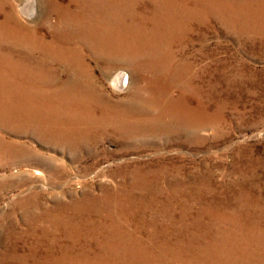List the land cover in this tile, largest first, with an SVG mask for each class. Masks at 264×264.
Returning a JSON list of instances; mask_svg holds the SVG:
<instances>
[{"label":"rangeland","instance_id":"obj_1","mask_svg":"<svg viewBox=\"0 0 264 264\" xmlns=\"http://www.w3.org/2000/svg\"><path fill=\"white\" fill-rule=\"evenodd\" d=\"M37 1L0 0V264H264V0ZM25 63L122 119L35 138Z\"/></svg>","mask_w":264,"mask_h":264},{"label":"bare ground","instance_id":"obj_2","mask_svg":"<svg viewBox=\"0 0 264 264\" xmlns=\"http://www.w3.org/2000/svg\"><path fill=\"white\" fill-rule=\"evenodd\" d=\"M22 1L23 2L21 4L23 5V7L21 10H23L25 14L32 15L36 12L38 13L39 6H38L37 0H22ZM34 16H35V14H34ZM53 39H54L53 41L60 42V39L58 40V39H56V37H53ZM31 42L34 46L42 48L45 53L49 54L47 52V50L49 51L48 47L51 46V44L49 42L47 43V42L39 41L38 45H36V43L38 42V41H36V39L32 40ZM55 52H56V50L53 52L54 55H55ZM13 65H17V63H14ZM26 65L27 64L25 63V66L23 69L24 73H22L23 74V80H24L23 87H20V88H22L21 89L22 93L19 94V99H22V102L20 101L22 106H21V108L16 107V110L13 111V115L16 117L22 118L29 125V127H27L28 131L35 138H41L42 137V139H44L46 136L48 137L51 134H53V135L59 134L64 130L63 128H65V126H68L66 131L69 134L72 131L71 128L75 127L74 123L81 122V121H84L86 119L87 120L90 119L93 121L97 120V119L98 120H104L105 122H108V123H111L112 120L115 119L117 124L122 119L121 118L122 112H120V114H116L117 112L115 113L113 109L110 110L107 108L108 106L106 107L105 105L99 103V101H96L97 96H95L94 93L89 91V88L94 89L95 87H90V86H85V87H83V86L82 87H41V88H37V90H36V88L29 87V78H30L29 76L30 75L27 73L28 68ZM17 66L20 67V64H18ZM128 72L129 71H128L127 67H125V66H118L111 71V73L109 75V78H110L109 80L115 89L120 90V89L124 88L123 87L124 85L125 86L128 85V83H129V73ZM126 82H127V84H126ZM61 88H63V89H61ZM66 88H71L70 93H68V91H67L68 94H65ZM61 90L62 91L65 90V91L62 92V94H64L63 97L61 99H59L56 97V95L59 96L61 93L59 94L58 92H60ZM98 90H99V88H98ZM99 93H100V91H99ZM59 100L61 103L59 102ZM57 102H59L61 105L58 104ZM113 106H114V104H113ZM12 107L15 108V106H12ZM3 109H4V107H3ZM133 110H135V109H133ZM117 117H119V118H117ZM107 124H105V126ZM95 134H96V132H95ZM86 137H87V135H86Z\"/></svg>","mask_w":264,"mask_h":264}]
</instances>
